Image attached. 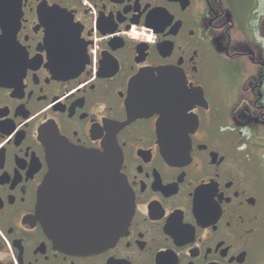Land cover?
Returning <instances> with one entry per match:
<instances>
[{"label":"flooded vegetation","instance_id":"1","mask_svg":"<svg viewBox=\"0 0 264 264\" xmlns=\"http://www.w3.org/2000/svg\"><path fill=\"white\" fill-rule=\"evenodd\" d=\"M157 68L178 74L180 164L160 113L129 121L131 80ZM47 127L122 153L133 214L107 248L64 249L39 218ZM93 178L76 170V211ZM0 264H264V0H0Z\"/></svg>","mask_w":264,"mask_h":264},{"label":"water","instance_id":"2","mask_svg":"<svg viewBox=\"0 0 264 264\" xmlns=\"http://www.w3.org/2000/svg\"><path fill=\"white\" fill-rule=\"evenodd\" d=\"M79 71L80 69H76ZM71 74L73 69L60 70ZM178 74L171 68L141 70L130 82L126 99L129 121L160 113L158 138L161 153L173 164L190 158L186 110L171 88ZM47 148L49 171L39 189L38 214L47 231L64 249L77 253L97 252L115 242L127 228L133 201L120 172L122 153L108 141L104 150L76 146L51 127L40 130ZM88 168L102 185L94 201L76 211V170Z\"/></svg>","mask_w":264,"mask_h":264}]
</instances>
